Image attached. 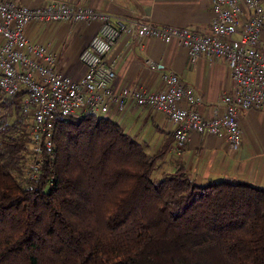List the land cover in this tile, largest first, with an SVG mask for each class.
Listing matches in <instances>:
<instances>
[{
  "label": "trees",
  "instance_id": "obj_1",
  "mask_svg": "<svg viewBox=\"0 0 264 264\" xmlns=\"http://www.w3.org/2000/svg\"><path fill=\"white\" fill-rule=\"evenodd\" d=\"M25 91L0 88V264H264V187L199 183L107 116L58 118L56 157L30 171ZM51 181L54 184H51Z\"/></svg>",
  "mask_w": 264,
  "mask_h": 264
},
{
  "label": "built area",
  "instance_id": "obj_2",
  "mask_svg": "<svg viewBox=\"0 0 264 264\" xmlns=\"http://www.w3.org/2000/svg\"><path fill=\"white\" fill-rule=\"evenodd\" d=\"M211 5L210 29L202 34L190 27L158 25L140 16L126 18L68 0H49L36 6L0 0V88L8 96L25 91L23 110L30 115L28 148L34 154L30 175L37 177L44 160L56 157L58 118L106 116L114 105L123 110L128 102L152 107L175 124L171 150L178 157L183 155L191 132L226 136L231 148L238 149L241 111L264 110V0H211ZM59 21L99 22L96 34L79 54L85 67L79 78L59 70L58 54L27 33L31 23ZM144 37L178 41L187 48L192 63L202 54L225 60L231 89L218 100L224 111L208 118L188 106L196 100L194 88L175 72L162 74L165 87L160 90L134 86L116 90L110 53L121 38H125V49L133 52ZM146 61L157 66L151 58Z\"/></svg>",
  "mask_w": 264,
  "mask_h": 264
},
{
  "label": "crops",
  "instance_id": "obj_3",
  "mask_svg": "<svg viewBox=\"0 0 264 264\" xmlns=\"http://www.w3.org/2000/svg\"><path fill=\"white\" fill-rule=\"evenodd\" d=\"M32 6L42 5L49 0H17ZM75 5L91 6L113 15L126 18L144 17L158 25L186 26L205 34L210 29L214 16L211 0H68ZM59 35L71 33L72 42L68 51H63L58 41L45 40L49 37V26L45 23H31L27 33L32 40L49 44L58 54L57 68L74 78L81 77L85 67L79 59L82 49L89 43L99 28V22H61ZM57 31V33H58ZM44 35V38H43ZM264 43V27L262 31ZM121 38L109 55L114 65L113 86L116 90L123 86L160 90L165 87L162 73L173 71L194 88L196 100L188 106L197 108L205 117L212 118L224 111L218 104L222 93L231 89L230 68L225 60L211 59L205 54L192 63L186 47L178 41L166 43L156 37H144L141 45L133 52L124 47ZM76 59L71 63L70 58ZM151 58L156 67L147 63ZM182 105H186L183 101ZM132 137L141 141L149 153L155 152L165 136L171 135L175 124L160 111L149 106H139L128 102L123 110L115 105L107 113ZM242 128L241 144L232 149L226 136L190 133V140L182 156L187 171L199 183L208 180L231 182L246 181L264 187V110L250 108L242 110L239 116ZM160 165L171 171L174 159L169 156Z\"/></svg>",
  "mask_w": 264,
  "mask_h": 264
},
{
  "label": "rangeland",
  "instance_id": "obj_4",
  "mask_svg": "<svg viewBox=\"0 0 264 264\" xmlns=\"http://www.w3.org/2000/svg\"><path fill=\"white\" fill-rule=\"evenodd\" d=\"M42 23H45V25L43 26V31L44 30H46V26H49V29L48 30H50V32H49V37L48 38H45L44 39V41L45 40H50L51 38H52V40L53 41H55V43H56V41H58V43H59V46L60 47H63V53H64V51H68V44H70L71 42H72V37H70V35H71V33H67V34H65L63 37H62V35H59V32L60 31H58L59 30V24H62L61 23V21H59V22H41V24ZM79 24H82V22H80ZM57 31H58V33H57ZM43 38H44V35H43ZM33 41H35V40H33ZM76 58L75 57H71L70 58V60H71V63L75 60ZM169 72H173V71H169ZM164 73V72H163ZM162 73V74H163ZM187 84V83H186ZM187 85H189V84H187ZM191 86V85H190ZM7 96V95H6ZM154 109V108H153ZM156 110V109H155ZM105 114H102V113H99L98 114V116H104ZM29 121H30V119H29ZM29 129V128H28ZM169 136V135H168ZM167 136H165V138H166ZM173 143H174V141H173ZM172 143V144H173ZM171 144V145H172ZM188 144V143H187ZM171 145H170V148H169V153H168V155H167V157L166 158H168V161H171L170 160V158H169V156H171V158L172 159H174V160H177L178 158H181L183 155H180L179 157L178 156H176L175 154H173V152H172V150H171ZM29 149V148H28ZM184 152H185V150H184ZM184 154V153H183ZM163 170H164V165H162L161 167H159L158 169H156L155 171H154V173H153V177L154 178H156V179H160L161 177H163V175H162V172H163Z\"/></svg>",
  "mask_w": 264,
  "mask_h": 264
}]
</instances>
